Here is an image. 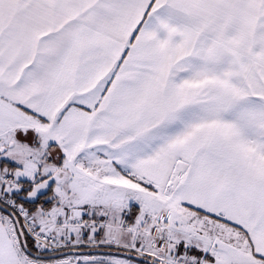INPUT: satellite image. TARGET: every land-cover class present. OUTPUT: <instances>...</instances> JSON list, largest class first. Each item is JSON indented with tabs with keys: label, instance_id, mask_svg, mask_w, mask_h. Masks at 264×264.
Returning <instances> with one entry per match:
<instances>
[{
	"label": "snow or ice",
	"instance_id": "snow-or-ice-1",
	"mask_svg": "<svg viewBox=\"0 0 264 264\" xmlns=\"http://www.w3.org/2000/svg\"><path fill=\"white\" fill-rule=\"evenodd\" d=\"M0 264H264V0H0Z\"/></svg>",
	"mask_w": 264,
	"mask_h": 264
}]
</instances>
